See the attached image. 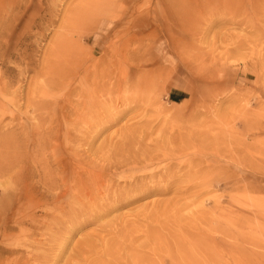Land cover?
<instances>
[{"label": "rangeland", "instance_id": "374dc122", "mask_svg": "<svg viewBox=\"0 0 264 264\" xmlns=\"http://www.w3.org/2000/svg\"><path fill=\"white\" fill-rule=\"evenodd\" d=\"M106 69L110 99L87 112L72 92ZM79 160L109 176L95 212L55 188ZM31 262L264 264V0H0V264Z\"/></svg>", "mask_w": 264, "mask_h": 264}, {"label": "bare ground", "instance_id": "6f19581e", "mask_svg": "<svg viewBox=\"0 0 264 264\" xmlns=\"http://www.w3.org/2000/svg\"><path fill=\"white\" fill-rule=\"evenodd\" d=\"M164 1V0H163ZM115 2V1H114ZM168 2V1H167ZM151 4V3H150ZM149 4V5H150ZM168 4H170L169 2H168ZM186 7V6H185ZM198 7V6H197ZM79 8V7H78ZM81 9V8H80ZM180 9H182L183 10V8L181 7ZM168 10H169V12L172 14H176L177 13V11L179 10V8H177L176 6H175V3H173V4H170V7L168 8ZM159 16V15H158ZM160 17V16H159ZM143 19V18H142ZM145 21V20H144ZM150 23H152V22H150ZM151 26V25H150ZM149 26V27H150ZM152 27V26H151ZM154 27H156V26H154ZM153 30V29H152ZM156 30V29H155ZM145 31V30H144ZM143 32V31H142ZM138 34V33H137ZM129 42V41H128ZM131 42V41H130ZM141 43V42H140ZM123 47H125V46H123ZM127 47V46H126ZM139 49V48H138ZM140 50V49H139ZM138 52V51H137ZM140 52V51H139ZM134 54V53H133ZM130 55V54H129ZM135 55V54H134ZM137 55V54H136ZM127 57V56H126ZM125 60V59H124ZM130 62H131V60H130ZM129 62V63H130ZM102 64V63H101ZM112 64V63H111ZM110 65V64H109ZM111 67H112V65H111ZM94 71V70H93ZM74 72H77V70H70V71H66V72H62V73H59L58 75H57V77H59L60 79H62L64 82L63 83H66V79H68V78H70V77H73V75H75V73ZM85 73V75L83 76V79H80V81H81V83H82V88H81V90L79 91V92H72V95H77L78 96V98H79V103L80 104H82V105H84V106H87L86 108H88V111L87 112H90V111H92V106L94 107V109L93 110H95V111H97L96 109H98L97 107H96V105H98V107H99V109L98 110H101L102 109V104H101V102H102V100H103V98H105V97H109V95L107 94L108 93V90L110 91V92H112L113 91V89L111 88L110 89V86L108 87V89L106 88V86H105V83L107 82H109V80H110V82L115 78V73L111 70V71H109L108 69H106V70H102V71H95L93 74H91L92 72H88V71H85L84 72ZM124 73H123V67L122 66H119L118 67V72H117V76H119L118 77V79L119 78H121V80L122 81H120L119 80V83H117L116 84V86L115 87H117V88H119V89H117V94H116V102H120L121 101V96H120V93L125 89V86L123 85V84H128L127 82H128V80H127V78L125 77V75H123ZM77 75V74H76ZM75 75V76H76ZM88 75V76H87ZM91 75H93V76H91ZM114 76V77H113ZM75 78V77H74ZM98 78H100V81H97V79ZM118 81V80H117ZM49 82V81H48ZM48 82H46V83H48ZM110 82H109V84H110ZM130 82V81H129ZM113 83V82H112ZM121 83V84H120ZM56 84H57V82H56ZM47 85V84H46ZM112 85H115V83H113ZM51 86V85H50ZM49 86V87H50ZM129 87V86H128ZM116 90V89H115ZM70 91V90H69ZM71 93V92H70ZM112 94V93H111ZM126 94V93H125ZM70 95V94H69ZM71 95V96H72ZM108 97L106 98V100L108 99ZM111 97V96H110ZM112 97H113V95H112ZM111 97V98H112ZM115 97V96H114ZM127 97V96H126ZM65 98V97H64ZM63 98V99H64ZM128 98V97H127ZM102 99V100H101ZM110 99V98H109ZM108 99V100H109ZM138 99V98H137ZM69 100V99H68ZM89 100V101H88ZM105 100V102H107ZM113 100V99H112ZM130 100V99H129ZM133 100V99H132ZM125 101V100H124ZM123 101V102H124ZM68 102H70V101H68ZM89 102H91V103H89ZM109 102V101H108ZM133 103V102H132ZM90 104V105H89ZM101 104V105H100ZM126 104V103H125ZM92 105V106H91ZM116 105H118L117 103H116ZM123 105V104H122ZM127 105V104H126ZM115 106V105H114ZM119 106V105H118ZM124 106V105H123ZM120 107H122V106H120ZM127 107V106H126ZM40 108V107H39ZM65 108V107H64ZM112 108V107H111ZM116 108V107H115ZM66 109V108H65ZM64 109V110H65ZM105 109V108H104ZM67 110V109H66ZM85 110V109H84ZM115 110V109H114ZM106 111V110H105ZM112 111V110H111ZM94 112V111H93ZM98 112V111H97ZM102 112H103V110H102ZM113 112V111H112ZM62 113H64V112H61V114ZM78 113H80L79 112V110L77 111L75 108H73V107H71L70 108V110H68L66 113H64L65 115H66V117H72L73 115H74V117L76 116V117H78L77 116V114ZM81 113H83V112H81ZM111 113V112H110ZM119 113V112H118ZM102 114V113H101ZM103 114H105V116H109V114H108V112H106V113H104L103 112ZM117 114V113H116ZM96 115V114H95ZM94 115V116H95ZM100 115V114H99ZM60 116H62V115H60ZM65 117V118H66ZM101 117V116H100ZM111 117V116H110ZM65 118H64V122H66L65 121ZM98 118V117H97ZM106 118V117H105ZM54 119V118H53ZM86 119L87 120H89L90 119V116H86ZM99 119V118H98ZM100 120V119H99ZM94 121V120H93ZM96 121H98V120H96ZM95 121V122H96ZM103 121V120H102ZM107 121H109V120H107ZM106 121V122H107ZM56 122H57V120H56ZM63 122V123H64ZM94 122V123H95ZM105 122V121H104ZM103 122V123H104ZM101 124H102V122H101ZM107 124V123H106ZM108 124H110V122L108 123ZM107 124V125H108ZM95 125V124H94ZM103 125V124H102ZM101 125V127H103ZM100 126V125H99ZM53 127V126H52ZM57 127V126H56ZM97 127V126H96ZM101 127H100V129H101ZM98 129H99V127H98ZM98 129H96V130H98ZM100 129H99V131H100ZM50 130V129H49ZM63 130V129H62ZM61 130V131H62ZM52 131V130H51ZM95 132V131H94ZM49 133V135H50V132H48ZM52 133V132H51ZM68 134H69V132H68ZM58 135V134H57ZM71 135V134H70ZM82 135V134H81ZM86 135V134H85ZM91 135H92V133H91ZM77 136V135H76ZM75 136V137H76ZM89 136V135H88ZM87 136V137H88ZM61 137V136H60ZM71 138H72V136H70ZM70 137L68 138V139H70ZM81 137V136H80ZM84 136H82V138H83ZM90 137V136H89ZM88 137V138H89ZM202 137V136H201ZM59 138V137H58ZM78 138V137H77ZM82 138H80V139H82ZM54 139V138H53ZM68 139H66L67 141H68ZM76 139V138H75ZM92 139V138H91ZM198 139H200V138H198ZM55 140H56V138H55ZM83 140H87V139H84L83 138ZM82 140V141H83ZM218 140V139H217ZM57 141V140H56ZM76 141V140H75ZM77 141H79L80 142V140H78L77 139ZM90 141V140H89ZM92 141V140H91ZM90 141V142H91ZM207 141V140H206ZM88 142V141H87ZM89 142V143H90ZM215 142L217 143V141H216V139H215ZM57 143V142H56ZM59 143V142H58ZM61 143V142H60ZM70 143H71V141H70ZM68 144V143H67ZM72 144V143H71ZM75 144V143H74ZM84 144V143H83ZM86 144V143H85ZM181 144V143H180ZM221 144V143H220ZM57 145H59V144H57ZM182 145V144H181ZM202 145V144H201ZM200 145V146H201ZM46 146V145H45ZM84 146V145H83ZM86 146V145H85ZM84 146V147H85ZM90 146V145H89ZM203 146V145H202ZM47 147V146H46ZM60 147V146H59ZM138 147V146H137ZM175 147V146H174ZM57 148V147H56ZM67 148H68V146H67ZM176 148V147H175ZM201 148V147H200ZM204 148V147H203ZM48 149H50V148H48ZM62 149V148H61ZM73 149V148H72ZM88 149V148H87ZM45 150H46V148H45ZM68 151H69V149H67ZM66 150V151H67ZM236 150V149H235ZM55 151V150H54ZM63 151H65L64 149H63ZM84 151V150H83ZM129 151H130V148H129ZM128 151V152H129ZM134 151V150H133ZM132 151V152H133ZM136 151V150H135ZM170 151H171V149H170ZM58 152V151H57ZM72 152V151H71ZM79 152V151H78ZM82 152V151H81ZM85 152V151H84ZM114 152V151H113ZM131 152V151H130ZM45 153V152H44ZM50 152H48V154H49ZM59 153V152H58ZM65 153V152H64ZM127 153V152H126ZM165 153V152H164ZM55 154V153H54ZM63 154V153H62ZM87 154V153H86ZM86 154H84V155H86ZM93 154H95V153H93ZM136 155H137V153H135ZM134 154V155H135ZM154 154V153H153ZM59 155V154H58ZM83 155V154H82ZM83 155V156H84ZM89 155V154H88ZM88 155H87V157H88ZM129 155H131L130 153H129ZM138 155H139V153H138ZM43 156H44V154H43ZM57 156V155H56ZM90 156V155H89ZM91 156H92V154H91ZM112 156H113V154H112ZM117 156V155H116ZM128 156V155H127ZM126 156V157H127ZM140 156H141V154H140ZM205 156V155H204ZM233 156V155H232ZM69 157H71V156H69ZM95 157V156H94ZM97 157V156H96ZM99 157V156H98ZM110 157V156H109ZM126 157H125V159H126ZM128 157H130V156H128ZM145 157H146V155H145ZM160 157V156H159ZM172 157V156H171ZM89 158H91V157H89ZM121 157H119V159H120ZM131 158V157H130ZM134 158V157H133ZM183 158V157H182ZM23 159H25V158H23ZM28 159V158H27ZM47 159V158H46ZM74 159V158H73ZM72 159V160H73ZM95 159V158H94ZM110 159V158H109ZM112 159V158H111ZM82 160V159H81ZM87 160H89V159H87ZM97 160V159H96ZM122 160H123V157H122ZM155 159L154 158H152V161H154ZM26 161V160H25ZM28 161H29V159H28ZM69 161H70V159H69ZM80 161V160H79ZM94 161V160H93ZM107 161V160H106ZM105 161V162H106ZM200 161V160H199ZM23 162V161H22ZM45 162H47V161H45ZM44 162V163H45ZM48 162H52V161H48ZM47 162V163H48ZM87 162V161H86ZM98 162V161H97ZM202 162V161H201ZM46 163V164H47ZM74 163H75V159H74ZM74 163H73V165H74ZM82 162L80 161V163H77V166H76V171L77 172H74L73 173V175H72V178H71V180L70 181H68V180H66V179H62V180H59V179H57V181H56V185H55V188H57L56 186H58V188H60V187H62V189H63V192L61 193V194H59L60 195V198H63V197H66V199L67 200H65V202L64 203H67V202H69V201H78L79 202V200L80 201H86L88 204H89V208H90V211H91V209H92V211H94L95 212V208H98L97 207V204H98V202L96 201V199L97 198H102L101 197V195L102 194H107V192H108V190L110 189V187H109V184H107V178L109 177H107V175L108 174H106L105 172H103V174L101 173V172H99V171H96V169L92 166V165H90V166H85V167H83V166H81V165H79V164H81ZM88 163H89V161H88ZM111 163V162H110ZM116 163V162H115ZM125 163H126V161H125ZM200 163V162H199ZM22 164V163H21ZM28 164V166H29V168L32 166V164H31V166L29 165L30 163H27ZM83 164V163H82ZM113 164V163H112ZM112 164H110V165H112ZM124 164V163H123ZM36 165V164H35ZM34 165V166H35ZM40 165V164H39ZM104 165V164H103ZM128 165H130V166H132L133 168H135V169H138V168H140L141 169V167L143 166V164H141L140 163V161L139 160H137L136 162H134V163H130L129 162V160H127V163L126 164H124L123 165V167L125 166V167H129ZM16 166H17V164H16ZM34 166H33V168H34ZM43 166V165H42ZM49 166H50V164H49ZM71 166V165H70ZM75 166V165H74ZM96 166H98V165H96ZM196 166H198V165H196ZM195 166V167H196ZM38 167V166H37ZM54 167V166H53ZM100 167V166H99ZM107 167V166H106ZM112 167H114V166H112ZM116 167V166H115ZM172 166H170L169 165V168H171ZM174 167V166H173ZM16 168V167H15ZM20 168V167H19ZM28 168V167H27ZM26 168V169H27ZM40 168V167H39ZM48 168V167H47ZM100 168H102V167H100ZM116 168H120V167H116ZM115 168V169H116ZM168 168V169H169ZM177 168V167H176ZM32 169V168H31ZM35 169V168H34ZM55 169L56 170H54L55 172H57V173H55V174H57L58 175V171L57 170H59L60 169V166H57V167H55ZM121 169V168H120ZM180 169V168H179ZM37 170V169H36ZM101 170V169H100ZM109 170V169H108ZM166 170V169H165ZM165 170H164V172H165ZM181 170V169H180ZM180 170H178V171H180ZM33 171H35V170H32V172ZM38 171V170H37ZM160 171H161V169H160ZM167 171V170H166ZM170 171H173V169H171ZM187 171V170H186ZM191 171V170H190ZM189 171V172H190ZM200 171V170H199ZM163 172V171H162ZM176 172H177V170H176ZM29 173V172H28ZM27 173V174H28ZM31 173V172H30ZM34 173L35 172H33V174L32 175H34ZM155 173V172H154ZM159 174H160V172H158ZM166 173V172H165ZM168 173H170V172H168ZM168 173H166L167 174V176H168ZM199 173L200 172H198V174L197 175H199ZM44 174V173H43ZM153 174V173H152ZM161 174H163V173H161ZM174 174V173H173ZM172 174V175H173ZM188 174V173H187ZM186 174V175H187ZM190 174H192V173H190ZM201 174H202V172H201ZM205 174V173H204ZM30 175V174H29ZM31 175V176H32ZM36 175V174H35ZM34 175V176H35ZM158 175V174H157ZM165 174H163V175H161L162 177L164 176ZM170 175V174H169ZM68 176V175H67ZM148 176V175H147ZM154 176L155 175H151L150 174V176L148 177V179L147 180H149L150 182H152L153 183V181H151V179H153L154 180ZM161 176H158V177H161ZM174 176V175H173ZM172 176V177H173ZM188 176H189V174H188ZM191 176V175H190ZM202 176H204L203 174H202ZM40 177V176H39ZM42 177V176H41ZM69 177V176H68ZM67 177V178H68ZM157 177V176H156ZM156 177H155V181H156ZM161 177V178H162ZM170 177V176H169ZM183 177V176H182ZM193 177H195V176H193ZM200 177V176H199ZM12 178H13V176H12ZM33 178V177H32ZM145 176L144 175H141L140 174V176H137L136 177V179H134L133 180V182H135V184L136 183H139V184H141V183H143V182H145ZM167 178V177H166ZM173 178H175V177H173ZM192 180L193 179H195V178H192V177H190ZM196 178H198V177H196ZM34 179V178H33ZM112 179V178H111ZM114 179V178H113ZM186 179V178H185ZM25 180V179H24ZM53 180V179H52ZM56 180V179H55ZM146 180V181H147ZM159 180H160V178H159ZM159 180H157V181H159ZM165 181V179H161L160 181ZM169 180V179H168ZM171 180V179H170ZM169 180V181H170ZM190 180V179H189ZM197 180V179H196ZM36 181V180H35ZM37 181H38V179H37ZM68 183H66V182ZM118 181V180H117ZM127 181V180H126ZM126 181H124V183L126 182ZM157 181H156V183H157ZM169 181H167V182H169ZM38 182H40V181H38ZM113 182V181H112ZM115 182V181H114ZM129 182V181H128ZM148 182V181H147ZM147 182H146V186H147ZM166 182V183H167ZM33 183V182H32ZM118 183V182H117ZM122 183V182H121ZM127 183V182H126ZM125 183V184H126ZM131 182H129V186L128 187H130V185H132V184H130ZM151 183V184H152ZM155 183V184H156ZM163 183H165V182H163ZM187 183H188V181H187ZM26 184V183H25ZM43 184V183H42ZM119 184H120V182H119ZM134 184V185H135ZM149 184V183H148ZM154 184V183H153ZM153 184L152 185H150V186H153ZM154 184V185H155ZM14 185H15V183H14ZM35 185V184H34ZM33 185V186H34ZM44 185V184H43ZM53 185V184H52ZM111 185H112V183H111ZM137 185V184H136ZM142 185V184H141ZM141 185H139V188H140V186ZM145 185V184H144ZM158 185V184H157ZM30 186V185H29ZM38 186V185H37ZM125 186V185H124ZM40 187V186H39ZM109 187V188H108ZM113 187V186H112ZM114 187H115V184H114ZM131 187H133V185L131 186ZM137 187V186H136ZM135 187V188H136ZM142 187V186H141ZM148 187V186H147ZM146 187V188H147ZM41 188V187H40ZM116 188H118V186L116 187ZM121 188H123V187H121ZM134 188V187H133ZM138 188V189H139ZM144 188V187H143ZM61 189V188H60ZM115 190V188H112V190ZM119 189H120V187H119ZM132 189V188H131ZM131 189H129V190H131ZM140 189H142V188H140ZM139 189V190H140ZM148 189V188H147ZM39 190V189H38ZM59 190V189H58ZM117 190V189H116ZM121 190V189H120ZM133 190V189H132ZM39 191H41V190H39ZM46 191V190H45ZM51 191H53V190H51ZM60 191V190H59ZM126 191H127V188H126ZM138 191V190H137ZM142 191V190H141ZM144 191V190H143ZM113 192V191H112ZM140 192V191H139ZM25 193V192H24ZM40 193V192H39ZM119 193V192H118ZM124 193H125V190H124ZM124 193H122V195H124ZM135 193H137V192H135ZM135 193H130V194H135ZM152 193V192H151ZM26 194V193H25ZM29 194H32V193H29ZM28 194V195H29ZM38 194V193H37ZM48 194V193H47ZM108 194H109V192H108ZM110 194H112V193H110ZM115 194V193H114ZM125 194H127V193H125ZM27 195V194H26ZM40 195V194H39ZM51 195V194H50ZM121 195V194H120ZM121 195V196H122ZM133 195H131V196H133ZM45 196V195H44ZM58 196V195H57ZM113 196V194L111 195V197ZM128 196V195H127ZM137 196V195H136ZM26 197V196H25ZM28 198H29V196H27ZM30 197H32V196H30ZM49 197V196H48ZM51 197V196H50ZM49 197V198H50ZM72 197V198H71ZM108 197H109V195H108ZM117 197H118V195H117ZM123 197V196H122ZM125 197V196H124ZM144 197V196H143ZM105 198V197H104ZM107 198V197H106ZM116 198V197H115ZM119 198H120V196H119ZM129 198V197H128ZM136 198V197H135ZM134 198V199H135ZM31 199V198H30ZM44 199H45V197H44ZM43 199V200H44ZM57 199V198H56ZM55 199V200H56ZM112 199V198H111ZM121 199V198H120ZM123 200V199H122ZM125 200V199H124ZM128 200H130V199H128ZM133 200V199H132ZM25 201H26V199H25ZM36 201H38V199L36 200ZM47 201V200H46ZM99 201V200H98ZM118 200H116V202H117ZM33 202V201H32ZM105 202V201H104ZM112 202H114V201H112L111 200V203ZM120 202V201H119ZM122 202V201H121ZM125 202H126V200H125ZM35 203V202H34ZM38 203V202H37ZM63 203V204H64ZM108 204H110V203H108L107 202V205ZM32 205V204H31ZM34 205V204H33ZM81 205L83 206V204L81 203ZM113 205H114V203H113ZM116 205V204H115ZM36 206V205H35ZM41 206V205H40ZM54 206V205H53ZM99 206V205H98ZM102 206V205H101ZM104 206V205H103ZM46 207V206H45ZM58 207V206H57ZM108 207H110V205L108 206ZM108 207L107 208H104L105 210L104 211H106V209H108ZM33 208V207H32ZM44 208V207H43ZM87 208V207H86ZM89 208H87V210L89 209ZM100 208V207H99ZM103 208V207H102ZM102 208H100L101 210H102ZM81 209H82V207H81ZM95 209V210H94ZM110 209V208H109ZM37 210V209H36ZM76 210V209H75ZM61 211V210H60ZM66 211V210H65ZM64 211V212H65ZM71 211V210H70ZM82 211V210H81ZM89 211V212H90ZM100 210H98V212H99ZM111 211V210H110ZM30 212V211H29ZM55 212V211H54ZM83 212V211H82ZM107 212H109V210L108 211H106V213ZM71 213V212H70ZM80 214H81V212H79ZM78 213V214H79ZM84 213V212H83ZM100 213V212H99ZM99 213H95V215H97V214H99ZM103 213V212H102ZM105 213V214H106ZM110 213V212H109ZM42 214H43V212H42ZM42 214H40V215H42ZM65 214V213H64ZM64 214H62V215H64ZM79 214V215H80ZM90 214V213H89ZM105 214H104V216H105ZM44 215H46V214H44ZM50 215V214H49ZM84 215V214H83ZM101 215V214H100ZM103 215V214H102ZM108 215V214H107ZM20 216V215H19ZM31 216H32V214H31ZM36 216H38V215H36ZM36 216H33V217H36ZM47 216V215H46ZM56 216V215H55ZM61 216V215H60ZM76 216V218L78 217L77 216V213H75L74 214V212L72 211V213H71V219H73V217H75ZM82 216V215H81ZM84 216H86V215H84ZM87 216H89V215H87ZM92 216H93V214H92ZM91 216V214H90V216L89 217H92ZM97 216H99V215H97ZM44 217V216H43ZM88 217V218H89ZM100 217V216H99ZM98 217V218H99ZM30 218V217H29ZM28 218V219H29ZM32 218V217H31ZM49 218V217H48ZM63 218V217H62ZM80 219H81V217H79ZM84 218V217H83ZM93 218V217H92ZM91 218V219H92ZM96 220H97V218H95ZM100 219V218H99ZM21 220V219H20ZM23 220V219H22ZM31 220V219H30ZM51 220V219H50ZM89 220V219H88ZM12 221V220H11ZM19 221V220H18ZM34 221V220H33ZM66 221V220H65ZM64 221V222H65ZM74 221H76V219L74 220ZM84 221H86V219L84 218V220L82 221V222H84ZM24 222V221H23ZM27 222V221H26ZM29 222V221H28ZM28 222H27V224H28ZM78 221H76V224H78L77 223ZM16 223V222H15ZM35 223V222H34ZM41 223H42V221H41ZM59 223H60V221H59ZM72 223H74V222H72ZM71 223V224H72ZM24 224V223H23ZM26 224V223H25ZM51 224V223H50ZM62 224V223H61ZM75 224V223H74ZM74 224H72L73 226H74ZM31 224H29V226H30ZM52 225V224H51ZM58 224H56V226H57ZM79 225H80V223H79ZM13 226H15V225H13ZM26 226V225H25ZM36 226V225H35ZM56 226H55V228H56ZM51 227V226H50ZM66 227V226H65ZM77 227V226H76ZM12 228H15V227H12ZM16 228H18V226L16 227ZM30 228V227H29ZM37 228V227H36ZM59 228V227H58ZM62 228H64V227H62ZM71 228V227H70ZM10 229H11V227H10ZM31 229V228H30ZM35 229V228H34ZM46 229V228H45ZM50 229V228H49ZM51 229H53V228H51ZM50 229V230H51ZM60 229V228H59ZM37 230V229H36ZM49 230V232H51ZM64 230V229H63ZM71 230H73V229H71ZM11 231V230H10ZM14 231V230H13ZM16 231V230H15ZM40 231V230H39ZM9 232V231H8ZM59 232V231H58ZM62 232L64 233L65 232V230L64 231H61V234H62ZM17 233V232H16ZM67 233V232H66ZM69 233V232H68ZM34 234V233H33ZM32 233H31V235H33ZM55 234V233H54ZM35 235V234H34ZM47 235V234H46ZM57 235V234H56ZM59 235V234H58ZM36 236V235H35ZM55 236V235H54ZM61 236V235H60ZM16 237V236H15ZM25 237H26V235H25ZM38 237V236H37ZM36 237V238H37ZM41 237V236H40ZM56 237V236H55ZM54 238V237H53ZM58 238V239H57ZM57 240H56V242L57 243H59L60 241H59V239L61 240V238H59L58 236H57ZM150 238V237H149ZM153 238V237H152ZM33 240V239H32ZM66 241V240H65ZM64 241V242H65ZM40 242V241H39ZM42 242V241H41ZM51 242H54L55 243V241H52L51 240ZM31 243V242H30ZM32 243H33V241H32ZM49 243V242H48ZM61 243V242H60ZM18 244V243H17ZM34 244V243H33ZM32 244V245H33ZM51 244H53V243H51ZM65 244V243H64ZM63 244V245H64ZM41 245V244H40ZM59 245V244H58ZM34 246V245H33ZM42 246V245H41ZM31 247V246H30ZM60 248H62V246L60 247ZM61 250V249H60ZM16 254H17V252H16ZM22 254V253H21ZM23 255V254H22ZM59 255V254H58ZM58 255H57V257H58ZM32 256H34V255H32ZM37 257V256H36ZM56 257V256H55ZM21 258V257H20ZM41 259V258H40ZM29 260V259H28ZM32 260V259H31ZM39 260V259H38ZM44 260H45V258H44ZM36 262V261H35ZM32 263V262H31ZM41 263V262H40ZM33 264V263H32Z\"/></svg>", "mask_w": 264, "mask_h": 264}, {"label": "crops", "instance_id": "0c3cea01", "mask_svg": "<svg viewBox=\"0 0 264 264\" xmlns=\"http://www.w3.org/2000/svg\"><path fill=\"white\" fill-rule=\"evenodd\" d=\"M178 95L179 94L177 92H171L170 93V98H172L173 100H175V99H177Z\"/></svg>", "mask_w": 264, "mask_h": 264}]
</instances>
